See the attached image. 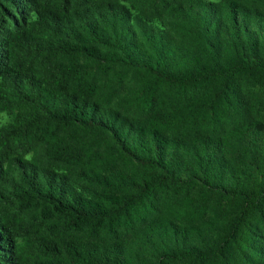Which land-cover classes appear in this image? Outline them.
I'll return each mask as SVG.
<instances>
[{"label":"trees","instance_id":"16d2710c","mask_svg":"<svg viewBox=\"0 0 264 264\" xmlns=\"http://www.w3.org/2000/svg\"><path fill=\"white\" fill-rule=\"evenodd\" d=\"M0 264H264V0H0Z\"/></svg>","mask_w":264,"mask_h":264}]
</instances>
